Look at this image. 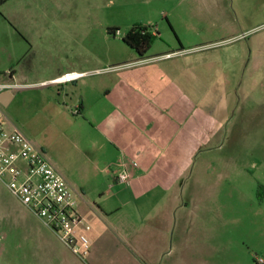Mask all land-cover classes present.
<instances>
[{
	"label": "rangeland",
	"instance_id": "obj_1",
	"mask_svg": "<svg viewBox=\"0 0 264 264\" xmlns=\"http://www.w3.org/2000/svg\"><path fill=\"white\" fill-rule=\"evenodd\" d=\"M1 1L0 70L21 75L31 66L41 71L57 61L86 58L96 46L100 67L131 62L133 51L123 37L134 25L153 29L158 35L145 55L152 59L112 69L143 63L179 80L180 70H194L196 89L190 95L202 119L196 134L204 138L181 183L188 206L171 220L165 244L192 246L190 254L204 256L206 264L264 261V0ZM28 95L22 92L3 109L26 126L32 116ZM34 126L48 139L65 179H85L90 199L80 208L75 196L76 207L90 230L93 224L101 227L97 215L105 216L99 208L115 212L120 204L110 184L95 178L92 158L58 142L49 125ZM123 200L115 221L142 214V205L128 195ZM90 255L80 259L71 253L0 182V264H60L61 259L90 264ZM164 256L161 264L173 259Z\"/></svg>",
	"mask_w": 264,
	"mask_h": 264
},
{
	"label": "crops",
	"instance_id": "obj_2",
	"mask_svg": "<svg viewBox=\"0 0 264 264\" xmlns=\"http://www.w3.org/2000/svg\"><path fill=\"white\" fill-rule=\"evenodd\" d=\"M132 51L131 62L106 67L99 66L96 46L86 58L57 61L41 71L33 66L23 75L14 70H0V84L11 85L0 91L5 126L9 131L24 133L65 179L55 167L48 139L39 135L34 126L49 125L57 133L58 142L92 158L95 178L102 177L104 183L110 184L108 189L120 204L115 212L99 208L105 216L103 219L97 215L102 226L93 224V229L87 232L92 245L90 264H161L164 255L170 254L173 259L168 264H206L204 256L196 259L190 254L192 246L165 244L171 220L188 206L183 202L181 183L204 139L201 133L196 134L197 122L201 124L202 119H197L194 96L190 95L196 89L194 70H180L178 78H183L179 80L165 70H152L143 63L131 69H112L152 59H140ZM66 73L83 76L65 84L53 82ZM24 91L29 92L26 100L32 106L28 126L3 111L20 100ZM123 163L131 175L128 184L117 183L115 179ZM84 180L69 183L65 179L80 208L81 203L90 199ZM125 195L143 207L139 208L142 214L139 210L137 217L125 215L121 223L112 217L122 211ZM168 247L170 250H166ZM104 250L111 255H101ZM60 264L80 263L61 259Z\"/></svg>",
	"mask_w": 264,
	"mask_h": 264
},
{
	"label": "built area",
	"instance_id": "obj_3",
	"mask_svg": "<svg viewBox=\"0 0 264 264\" xmlns=\"http://www.w3.org/2000/svg\"><path fill=\"white\" fill-rule=\"evenodd\" d=\"M82 74L66 73L55 79L65 84L81 78ZM11 85L0 84V91ZM75 113H78L75 111ZM136 166V163L133 162ZM116 182L128 184L131 175L127 165H121ZM0 182L47 227L71 253L85 259L91 252L87 234L75 201V195L65 179L52 166L44 152L25 134L9 131L0 108ZM259 264L262 259H256Z\"/></svg>",
	"mask_w": 264,
	"mask_h": 264
},
{
	"label": "trees",
	"instance_id": "obj_4",
	"mask_svg": "<svg viewBox=\"0 0 264 264\" xmlns=\"http://www.w3.org/2000/svg\"><path fill=\"white\" fill-rule=\"evenodd\" d=\"M2 3L3 1L0 2V6ZM157 35L150 27L134 25L123 37V42L130 49L134 50L140 59H144ZM261 190L260 188L258 194H260Z\"/></svg>",
	"mask_w": 264,
	"mask_h": 264
}]
</instances>
